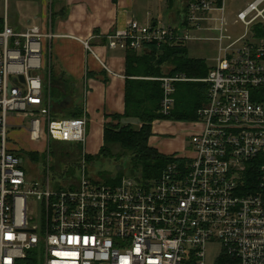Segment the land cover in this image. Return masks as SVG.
<instances>
[{
	"label": "built area",
	"instance_id": "2783aa9c",
	"mask_svg": "<svg viewBox=\"0 0 264 264\" xmlns=\"http://www.w3.org/2000/svg\"><path fill=\"white\" fill-rule=\"evenodd\" d=\"M225 4L190 0L189 25L201 28L220 11V41L231 40ZM237 17L253 34L222 46L204 78L208 101L198 110L191 154L174 156L155 179L128 174L101 183L87 174L84 158L79 182L66 179L57 190L49 176L45 184L32 180L36 167L29 161L25 168L24 156L51 139L85 143L88 118H55L44 63L46 41L56 35L39 25L0 29V264H208L213 242L223 250L214 264H264V0ZM188 39L165 23L152 28L131 20L110 46ZM156 79L164 90L161 111L168 113L174 83L184 78ZM26 119L28 143L12 132Z\"/></svg>",
	"mask_w": 264,
	"mask_h": 264
},
{
	"label": "crops",
	"instance_id": "0c3cea01",
	"mask_svg": "<svg viewBox=\"0 0 264 264\" xmlns=\"http://www.w3.org/2000/svg\"><path fill=\"white\" fill-rule=\"evenodd\" d=\"M28 1L31 7L34 2L37 4L39 11L35 12L36 18H29V24L25 27H15L11 26L6 14L4 19H0V29L6 23L16 30H25L39 25L44 31H52L56 35L53 39L46 41L50 51L45 59V70H43L45 75L50 73L51 91L55 85L65 95L63 106L71 108L76 104L82 105L83 115L88 118V141L86 139L84 144L86 147L91 146V149L87 148L88 151H84L85 159L87 154L94 153V151L100 152L104 145L105 123L110 121L118 123V120L112 119V115L123 114L126 110L127 50L121 47H111V36L127 29L131 20H137L142 25L152 28L159 23H165L181 33L187 32L184 28L182 29L183 26H187L188 29L199 28L197 25H189L187 21L190 0H55L54 3L52 0ZM147 3L151 5L147 6ZM218 12L220 11L211 12L209 20L199 23L202 30L216 29L220 32L221 14L217 16ZM210 21L219 22V27L212 28L206 25ZM197 38L190 36V39ZM211 38L219 41L220 53L224 41H220V36ZM190 39L180 45L185 44L188 48ZM86 42L89 43L90 48L87 47ZM149 44L146 43L142 49L135 50L139 54H141L140 51H143L142 54L149 52ZM155 44L158 45V43ZM175 45L178 44L170 46ZM94 53L105 61L109 69L103 66ZM216 59L213 65H209L210 70L216 64ZM162 67L165 73L162 77H182L179 74L169 75L173 65L166 63ZM53 77L54 84L52 83ZM183 78L179 81L191 80L185 76ZM195 80L205 82L204 78ZM57 114L64 115L61 111ZM198 121L199 119L195 121L157 119L153 122L149 145L173 157L191 154L192 151L188 152L187 147L191 135L200 128V125L195 124ZM126 122L127 124L136 122L138 127L140 125L135 118H125L121 121V123ZM130 170L128 174L133 175ZM133 176H136V179L139 177L140 180L141 178L155 179L144 178L137 171Z\"/></svg>",
	"mask_w": 264,
	"mask_h": 264
},
{
	"label": "trees",
	"instance_id": "16d2710c",
	"mask_svg": "<svg viewBox=\"0 0 264 264\" xmlns=\"http://www.w3.org/2000/svg\"><path fill=\"white\" fill-rule=\"evenodd\" d=\"M256 29L260 34L263 33L259 26ZM148 47L150 51L144 54L132 48L126 49V110L123 114L112 115V119L118 120V123H105L104 145L99 154L113 155V147L119 145L131 155V169L140 172L144 178H156L174 161V157L149 145L153 122L157 119L198 120V110L208 101L209 84L195 79L206 78L210 66L205 59L190 57L185 44L170 46L167 43H150ZM166 63L173 65L169 75L179 74L191 80L174 83L175 104L168 113H163L161 103L164 90L162 81L156 78L165 75L162 66ZM54 81L53 77L52 83ZM51 93L57 113L61 111V114L76 118L83 116L82 105L76 104L71 108L63 106L65 95L58 87L53 85ZM125 118H135L140 123L139 127L131 123L122 124ZM86 159L92 160L93 156L87 154ZM123 176L121 173L120 179Z\"/></svg>",
	"mask_w": 264,
	"mask_h": 264
},
{
	"label": "rangeland",
	"instance_id": "374dc122",
	"mask_svg": "<svg viewBox=\"0 0 264 264\" xmlns=\"http://www.w3.org/2000/svg\"><path fill=\"white\" fill-rule=\"evenodd\" d=\"M6 1L8 4L7 7ZM52 1L54 3L55 0ZM216 1L221 2V0ZM252 1L253 0H225V19L226 22H228V24H226L225 34L232 36V39H225L223 47L242 36L245 32L249 33V37L253 34L252 28L246 27L237 17L238 13L245 9ZM149 5L151 4L147 3V6ZM37 11L39 10L35 2L33 7H31V3L28 0H0V19H4L7 14L11 26H27V24H29V18H36L35 12ZM219 14L221 13L218 12L217 16H219ZM219 22L210 21L206 23V25L212 28H217L219 27ZM183 28L187 30L191 38L194 36L198 37L197 39H190L188 41L189 56L203 58L208 65H213L215 63V58H217L219 54L220 45L218 40L211 37H219L220 32L216 29L213 31L202 30V27L198 29H188L187 26H183L182 29ZM140 53L142 54L143 51H140ZM65 116L67 115H58L55 118ZM122 124H127V122ZM133 125L136 128L138 127L136 122H134ZM22 127V129L16 130H12V128L9 127V130H12L13 134L24 139L28 143L27 131L30 128V119H26ZM164 137L168 138L166 135H164ZM87 148L91 149V146L89 145L86 147L82 142H67L51 139L49 144L45 143L38 147L40 152L25 155L24 166L25 168H30L28 162H33L36 169L30 174L32 180L45 184L46 179L49 176L50 188L57 190L63 187L62 182L66 179L74 181L75 183L79 182L82 175L84 151H88ZM187 148L188 152L193 151L195 148L190 140ZM98 152L94 151V153H90L92 154L93 159L87 160V174L94 180V182L98 181L101 183L102 181H111L112 177H117L118 181H120L121 173L128 175L131 168V155H128L126 153L127 151L121 146L115 145L113 147V155L107 156L99 154ZM48 163L50 167L49 170ZM36 214H38V212H36ZM222 252V245L219 242L208 244L206 251L207 263H216L218 256H220Z\"/></svg>",
	"mask_w": 264,
	"mask_h": 264
},
{
	"label": "water",
	"instance_id": "95a60500",
	"mask_svg": "<svg viewBox=\"0 0 264 264\" xmlns=\"http://www.w3.org/2000/svg\"><path fill=\"white\" fill-rule=\"evenodd\" d=\"M22 79H24V77H22ZM130 171H131V174H133V175L136 173L135 169H131ZM137 180H139V181H140V178H139V177H137Z\"/></svg>",
	"mask_w": 264,
	"mask_h": 264
}]
</instances>
